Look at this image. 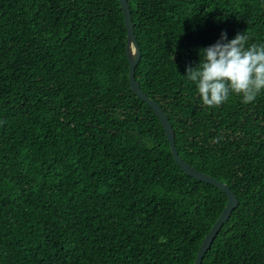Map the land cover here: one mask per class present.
<instances>
[{
  "label": "trees",
  "instance_id": "16d2710c",
  "mask_svg": "<svg viewBox=\"0 0 264 264\" xmlns=\"http://www.w3.org/2000/svg\"><path fill=\"white\" fill-rule=\"evenodd\" d=\"M128 1L136 80L240 202L202 264H264V91L209 108L186 77L222 33L264 43V0ZM126 49L119 0H0V264H194L228 199Z\"/></svg>",
  "mask_w": 264,
  "mask_h": 264
},
{
  "label": "clouds",
  "instance_id": "9594fccd",
  "mask_svg": "<svg viewBox=\"0 0 264 264\" xmlns=\"http://www.w3.org/2000/svg\"><path fill=\"white\" fill-rule=\"evenodd\" d=\"M249 39L246 31L225 43L227 35L222 33L220 41L200 51L199 65L186 69L203 105L219 107L230 95L249 104L264 91V43L248 45Z\"/></svg>",
  "mask_w": 264,
  "mask_h": 264
},
{
  "label": "water",
  "instance_id": "95a60500",
  "mask_svg": "<svg viewBox=\"0 0 264 264\" xmlns=\"http://www.w3.org/2000/svg\"><path fill=\"white\" fill-rule=\"evenodd\" d=\"M119 1L121 4L127 30L126 54L129 61V82L132 91L146 104H148L159 118L165 130L174 159L177 164L181 167V169L192 178L220 189L226 194L228 199L224 211L222 212L216 223L213 225L209 233L206 235L197 253V257L194 264H202L204 257L211 249L217 236L232 216L234 210L238 208L240 202L238 200V197L232 192V190L226 183L219 181L205 173L199 172L198 170L191 167L187 162H185L184 159L179 155L178 149L176 147V134L167 114L156 101L147 96V94L142 90L139 82L136 80V70L142 60V50L139 45L138 38L136 36L135 24L133 21L132 10L129 1Z\"/></svg>",
  "mask_w": 264,
  "mask_h": 264
}]
</instances>
